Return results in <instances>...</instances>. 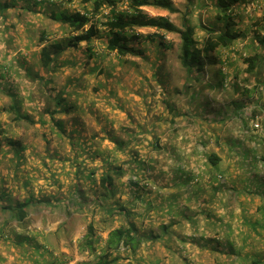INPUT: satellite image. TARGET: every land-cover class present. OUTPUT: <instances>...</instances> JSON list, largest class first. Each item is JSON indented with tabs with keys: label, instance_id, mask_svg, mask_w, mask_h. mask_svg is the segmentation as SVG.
Returning a JSON list of instances; mask_svg holds the SVG:
<instances>
[{
	"label": "clouds",
	"instance_id": "1",
	"mask_svg": "<svg viewBox=\"0 0 264 264\" xmlns=\"http://www.w3.org/2000/svg\"><path fill=\"white\" fill-rule=\"evenodd\" d=\"M0 264H264V0H0Z\"/></svg>",
	"mask_w": 264,
	"mask_h": 264
}]
</instances>
